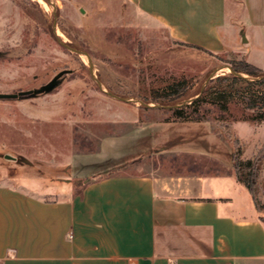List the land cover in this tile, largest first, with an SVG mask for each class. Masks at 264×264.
<instances>
[{
  "label": "crops",
  "instance_id": "obj_1",
  "mask_svg": "<svg viewBox=\"0 0 264 264\" xmlns=\"http://www.w3.org/2000/svg\"><path fill=\"white\" fill-rule=\"evenodd\" d=\"M128 1L184 49L264 72V0L229 11L227 0ZM124 122L97 151L72 154L65 175L1 176L0 264H264V221L233 170L236 147L241 160L255 150L246 155L234 128L264 122L141 119L139 110L115 123ZM166 160L194 166L159 172ZM200 160L215 169L199 170Z\"/></svg>",
  "mask_w": 264,
  "mask_h": 264
},
{
  "label": "rangeland",
  "instance_id": "obj_2",
  "mask_svg": "<svg viewBox=\"0 0 264 264\" xmlns=\"http://www.w3.org/2000/svg\"><path fill=\"white\" fill-rule=\"evenodd\" d=\"M51 3L0 0V94L39 89L60 72L70 70L49 93L0 99V177L7 173L22 181L26 172L47 177L65 175L72 154L95 152L103 136L126 128L125 122L116 124L117 120H130L138 110L141 119L170 116L167 111L171 109L147 112L148 108L140 103L122 102L105 92L147 104H192L195 100H189L200 96L208 76L229 65L225 61L233 58L216 57L173 43L165 29L140 14L128 0ZM241 3L242 0H227L228 11L233 6L240 9ZM55 20L60 40L90 55L94 74L104 91L92 78L87 57L70 52L57 42ZM231 76L226 68L218 71L214 79ZM227 86L224 82L216 87L225 90ZM245 89L246 85L237 84L233 92H239V98L229 104V112L239 118L245 101L241 93ZM200 111L205 114L204 122L218 124L214 108L205 106ZM223 131L227 140L233 138L232 132ZM234 131L246 142V155L255 149L252 176L247 167H235L243 153L241 146L235 149L233 170L243 181H250L264 221V123L254 128L239 122ZM5 156L19 160L14 162ZM179 162L166 160L159 172L185 173L194 166L187 160ZM198 163L199 170L215 169L209 162ZM152 168L150 164L144 170ZM7 181L4 176L0 179L2 183Z\"/></svg>",
  "mask_w": 264,
  "mask_h": 264
},
{
  "label": "trees",
  "instance_id": "obj_3",
  "mask_svg": "<svg viewBox=\"0 0 264 264\" xmlns=\"http://www.w3.org/2000/svg\"><path fill=\"white\" fill-rule=\"evenodd\" d=\"M193 47V46H192ZM202 52H206L200 48H197ZM212 56L214 54L206 52ZM217 57V56H216ZM231 65L237 73H240L247 77L259 78L264 76V72L257 68L256 66L248 63L244 59H231L225 61ZM228 83L227 89L221 90L216 86L221 83ZM237 84L246 85V89L241 93L242 99L245 101L242 102L244 105L243 113L241 117H236L235 115L229 112V104L235 102L237 91L233 92L234 87ZM209 97V98H208ZM239 103V102H237ZM241 104V103H240ZM208 106L212 107L217 111V116L215 118L216 123L227 126L236 121H248L251 123H262L264 122V80L261 81H245L242 78L231 76V77H217L213 78L207 89L202 95H200L192 104H187L181 108L168 110L170 113L165 121H185V122H204L205 114L200 110L201 108ZM211 109V108H210ZM210 109H206V112H210ZM239 161V162H238ZM238 164L235 165L237 169L239 166L247 167L249 176L253 174V161L252 160H237ZM236 162V163H237ZM238 177V176H237ZM238 180L251 192L256 209L259 211L258 202L255 198L253 187L250 184V181H243L238 177Z\"/></svg>",
  "mask_w": 264,
  "mask_h": 264
},
{
  "label": "water",
  "instance_id": "obj_4",
  "mask_svg": "<svg viewBox=\"0 0 264 264\" xmlns=\"http://www.w3.org/2000/svg\"><path fill=\"white\" fill-rule=\"evenodd\" d=\"M48 1L51 3V0H48ZM53 28H54V31H55V34H56V30H55V28H56V20L54 21ZM56 39H57V42L62 47H64L65 49H67L68 51L73 52V53H76V54L84 55V56L87 57L88 63H89V68H90L91 76H92V78L94 80H96L99 88L103 90L101 82L96 78V76L94 74V64H93V61H92V58L90 57V55L87 52L81 51L79 49H76V48H74V47H72V46L64 43L62 40H60V38L58 37L57 34H56ZM243 39L246 42V38L244 36H243ZM226 68L230 69V71L232 72L233 76L242 78L245 81H261V80H264V76L259 77V78H250V77L244 76V75H242L240 73H237L231 65H224V66H221L219 69L214 70L208 76V78L206 79L205 83L202 85L200 95L203 94V92L206 89L207 85L217 75L218 71H220L222 69H226ZM69 72H70V70H64V71L60 72L48 84L42 86L39 89L30 90V91H24V92L22 91V92L15 93V94H0V99H18V98L25 97V96H31L32 97V96H37V95L49 93V92H51L54 88H56L59 85L61 78L65 74H67ZM105 93L107 95H109L110 97L115 98L117 100H120L122 102L133 103V104L140 103L142 106H144V107H146L148 109H166V110L167 109H171V110H174V109L181 108V107H183V106H185V105L188 104V102H184L182 104L173 105V106H162V105H155V104H147V103H145L143 101H136V100H132V99H127V98H124V97L117 96V95H115L113 93H110V92H105ZM197 98H194L192 100H189V102L190 101H193V100H196ZM5 158L6 159H9V160H16V161L19 160L18 158L14 157V156H5ZM22 160H23L24 163H29L24 158H22Z\"/></svg>",
  "mask_w": 264,
  "mask_h": 264
}]
</instances>
